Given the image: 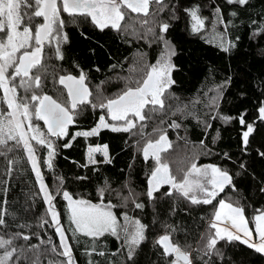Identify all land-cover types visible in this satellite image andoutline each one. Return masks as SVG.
Returning <instances> with one entry per match:
<instances>
[{
    "label": "trees",
    "instance_id": "1",
    "mask_svg": "<svg viewBox=\"0 0 264 264\" xmlns=\"http://www.w3.org/2000/svg\"><path fill=\"white\" fill-rule=\"evenodd\" d=\"M164 5L163 11L153 5L157 9L154 20L156 25L161 22L170 24L164 35L175 49L171 58L175 65L171 74L175 84L165 96L171 94L174 98L165 100L163 110L157 106V111L151 113V119L139 122L146 125L143 137L103 129L95 136L72 139L76 132L95 127L101 115L108 116L106 109L82 105L75 110L79 115L69 127V135L65 139L51 137L56 139L53 169L49 170L43 163L47 158L45 147L39 149L41 171L53 192L61 183L58 178L62 177L61 190L68 191L74 199L110 202L118 205L113 211L121 223L123 214L127 213L147 226L146 239L136 250L132 261L127 258L123 241L114 236L105 234L94 241L83 234L73 237L71 231H67L76 264H89V261L93 264H168L173 257H165L163 249L155 242L169 231V226L175 229L172 233L174 241H179L182 247L191 246L188 250L192 251L194 264H203L205 260L208 264H264V254L255 252L240 241H219L216 246L219 254L203 256L206 238L202 239V236L208 229V220L217 202L193 205L175 190H172V196H163L161 193L171 190L167 185L154 194L155 199H150L147 196L148 176L154 160L150 157L146 162L140 151L148 139L155 140L161 133H166L172 147L161 156L167 158L178 178L182 176L179 170L187 169L193 159L200 166L211 164L227 170L233 177L235 190L226 187L217 200L231 197L233 202L238 201L254 229L251 218L257 210H264V191H261L264 188V157L258 154L264 152V122L259 120L257 110L264 101V33L260 32V27H264V0H250L245 6L229 4L227 0H164ZM196 5L201 8L200 14L207 18L205 28L199 33L190 31L191 17L184 11ZM216 7L220 8L224 23L218 24L214 33L212 21ZM232 12L236 15L232 16ZM65 19L68 20L67 17ZM152 26L135 23L126 31L117 32L113 29L101 31L84 17H78L74 23H66L64 30L68 42L62 45L64 59L47 61L51 66L43 79V92L67 103V91L54 77L78 76L83 71L93 93L89 97L93 103L114 97L125 89L129 80L140 78L145 63L154 64L162 53V44L147 33V28ZM155 32L160 35L158 26ZM216 33L223 34L226 41L234 44L228 53L218 46L220 38ZM144 111L149 115L148 107ZM240 114H246L247 122L254 123L256 128L246 149L241 141L242 132L246 130L244 126L236 120L226 123L221 118ZM174 123L180 126L172 127ZM65 144H71V147H64ZM104 145L108 146L111 163H105L102 157L91 163L89 148ZM13 156L19 158V164L14 166L10 176L0 175V181H7L0 183V188L7 189L6 192L0 191V203L11 214L5 216L8 227L0 228V232L6 235L12 232L37 233L31 240H17L16 244L27 247L40 244L41 239L47 241L51 238L59 250L60 238L50 216L47 217L49 223L39 227L47 205L27 153L18 148L8 153L7 158L0 156V172L7 169V159ZM104 188L107 190L101 201L99 193ZM124 198L130 199L125 203ZM133 201L142 203L144 207L136 209ZM54 203L67 230V202L62 196H57ZM121 204L125 206L120 207ZM51 247V244L40 245L41 264L64 259L52 253ZM99 252H104V255H99ZM197 257H203V260ZM21 264H24L23 260Z\"/></svg>",
    "mask_w": 264,
    "mask_h": 264
},
{
    "label": "snow or ice",
    "instance_id": "2",
    "mask_svg": "<svg viewBox=\"0 0 264 264\" xmlns=\"http://www.w3.org/2000/svg\"><path fill=\"white\" fill-rule=\"evenodd\" d=\"M227 2L245 6L250 0H227ZM153 5L159 6V11H163L165 7L164 0H0V93H2L0 95V156L7 158L8 153H13L18 148H22L27 153V160L47 205L44 216L40 218L39 227L48 224L47 217L50 216L60 238L59 250L55 244H52L51 238L47 241L41 239L40 244L25 247L17 245L16 241H29L33 235H38L37 233L27 235L23 232H12L6 235L0 232V264H21L22 260L24 264H41V244H51L50 251L64 258L49 260L48 264H76L73 245L69 242L67 231H71L73 237L83 234L93 238L94 241L105 234L114 236L123 241L129 261L133 260L136 250L146 239L147 226L139 219H133L124 213L121 223L112 210L118 205L74 199L68 191L61 190L62 177L58 178L61 183L55 192L49 189L41 171V158L38 152L40 146L46 147L47 158L43 163L49 170L53 169L56 150L49 136L56 138L68 136L69 126L76 122V116L79 115L75 111L79 106L90 105L93 109L97 107L106 109L108 117L115 123H109L105 116L101 115L95 127L89 131L76 132L72 139L76 136H95L105 128L112 132H130L143 137V129L146 125L139 122L151 119V113L157 111V106L159 110H163L165 100L174 98L171 94L165 96L175 84L171 75L175 69L171 59L175 55V49L164 35L168 32L170 24L167 22L155 24L157 9H154ZM184 11L191 17L193 33H199L205 28L207 18L200 14L199 5L186 8ZM231 15L235 16L236 13L232 12ZM78 17L90 19L101 31L113 29L124 32L135 23L141 26L152 24V27L147 28V33L153 35L155 40L162 44L163 51L154 64L145 63L140 78L135 81L129 80L124 90L112 98L105 97L98 104L89 99L93 93L86 83L87 75L83 71L78 76L67 74L54 77L55 81L67 91L68 102L62 103L43 92V79L51 66L47 63L48 60L64 59L62 45L68 42L64 28L66 23H74ZM220 23H224L223 16L220 8L216 7L212 21L214 33ZM157 26L160 30L158 36L155 32ZM260 32L264 33V27H260ZM216 35L220 38L218 46L228 53L234 44L226 41L223 34L216 33ZM46 48L50 50L48 53L45 52ZM133 84L134 86H131ZM146 107L149 109V115H145ZM257 110L259 120L264 122V101H261ZM245 115L221 118L226 123L236 120L244 126L246 130L242 132L241 141L246 149L256 128L254 123L247 122ZM40 120L47 125V133L34 123ZM179 126L175 123L172 125L176 128ZM134 129L137 131L133 132ZM64 147H71V144H65ZM171 147L172 144L166 133H161L155 140L148 139L140 149L146 162L150 157L154 160V167L148 176L147 196L155 199L154 194L160 192L162 186L167 185L171 190L161 193L163 196H172V190H175L193 205H211L213 201L217 202L208 220V229L202 236V239L206 238L203 256L219 254L216 246L219 241L225 240L240 241L255 252L264 254V210H257V214L251 218L254 229L250 228L249 219L244 215V207L238 201L233 202L231 197L217 200V197L225 192L226 187L235 190L232 175L217 165L198 166L193 159L187 169L179 170L182 176L178 178L170 168L167 158L161 156L162 152H166ZM88 151L90 162L96 163L92 153L101 152L105 157L104 162L111 163L107 145L90 147ZM258 154L264 157V152ZM7 163V169L0 172V175L10 176L14 166L19 164V158L13 156L7 159ZM241 167L244 165L241 164ZM105 183L107 184V181ZM106 190V188L100 190L101 201ZM0 191L6 192L7 189L0 188ZM261 191H264V188ZM57 196H62L67 202L65 209L69 221L67 230L61 223V212L54 203ZM128 199L130 198H124L125 203ZM119 206L123 207L125 204ZM134 207L142 209L144 205L134 202ZM6 215L11 214L0 203V228L8 227ZM17 227L30 226L17 225ZM174 231L175 229L169 226V231L161 235L155 243L163 249L162 254L165 257H173L168 264H194L192 251L188 250L191 246L182 247L179 241H174L172 237ZM253 231L257 234V242H253ZM92 251H96L95 243ZM28 253L32 255L29 256ZM88 254L91 255V252ZM98 254L103 256L104 252ZM197 258L203 260V257ZM89 264L93 262L89 261ZM203 264H208V261L205 260Z\"/></svg>",
    "mask_w": 264,
    "mask_h": 264
},
{
    "label": "rangeland",
    "instance_id": "3",
    "mask_svg": "<svg viewBox=\"0 0 264 264\" xmlns=\"http://www.w3.org/2000/svg\"><path fill=\"white\" fill-rule=\"evenodd\" d=\"M191 24H192V21H191ZM191 24H190V31L192 32V30H191ZM65 29V28H64ZM203 30V29H202ZM201 30V31H202ZM65 31V30H64ZM48 51H50L48 48H46L45 49V52L46 53H48ZM108 116H106L105 115V119L106 120H108V122L109 123H115V122H113V121H111L110 120V118H107ZM34 123H36V124H38L39 126H40V128H41V130L42 131H45V133H47V130H46V128H45V126L44 125H42L41 124V122L40 121H34ZM106 129V128H105ZM101 130H103V129H101ZM100 130V131H101ZM80 132H84V131H80ZM67 137V136H66ZM66 137H61L62 139H65ZM49 139H51L52 141H53V143L55 144V141H56V139L55 138H51V136H49ZM33 143H35L34 141H33ZM43 146H40L39 147V149L40 148H42ZM95 148V147H94ZM45 149H46V147H45ZM55 150H56V148H55ZM46 152H47V149H46ZM92 157H93V159L95 160V161H98V158H100V157H102V158H104L105 159V157H104V155L101 153V152H94V153H92ZM92 163V162H91ZM198 166H200V165H198ZM113 210V209H112ZM114 212V211H113ZM246 217V216H245ZM249 227L251 228V226H250V223H249ZM242 235V234H241ZM253 242H257V234L255 233V231H253Z\"/></svg>",
    "mask_w": 264,
    "mask_h": 264
},
{
    "label": "water",
    "instance_id": "4",
    "mask_svg": "<svg viewBox=\"0 0 264 264\" xmlns=\"http://www.w3.org/2000/svg\"><path fill=\"white\" fill-rule=\"evenodd\" d=\"M42 122V124L45 126L46 130H47V125L44 124V122L42 120H40ZM73 125V124H72Z\"/></svg>",
    "mask_w": 264,
    "mask_h": 264
},
{
    "label": "flooded vegetation",
    "instance_id": "5",
    "mask_svg": "<svg viewBox=\"0 0 264 264\" xmlns=\"http://www.w3.org/2000/svg\"><path fill=\"white\" fill-rule=\"evenodd\" d=\"M70 126H71V125H70ZM70 126H69V127H70ZM68 131H69V129H68Z\"/></svg>",
    "mask_w": 264,
    "mask_h": 264
}]
</instances>
